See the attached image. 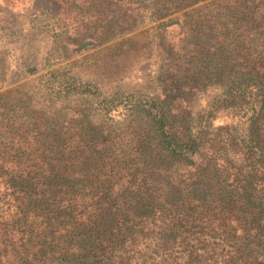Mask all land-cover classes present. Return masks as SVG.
<instances>
[{
	"label": "trees",
	"instance_id": "trees-1",
	"mask_svg": "<svg viewBox=\"0 0 264 264\" xmlns=\"http://www.w3.org/2000/svg\"><path fill=\"white\" fill-rule=\"evenodd\" d=\"M57 1L79 25L66 43L156 19L165 79H222L216 101L244 104V131L221 138L161 95L113 90L68 113L1 89L0 264H264V0ZM52 71L70 83L69 68Z\"/></svg>",
	"mask_w": 264,
	"mask_h": 264
},
{
	"label": "rangeland",
	"instance_id": "rangeland-1",
	"mask_svg": "<svg viewBox=\"0 0 264 264\" xmlns=\"http://www.w3.org/2000/svg\"><path fill=\"white\" fill-rule=\"evenodd\" d=\"M136 17L134 29L108 40L82 37L66 43L79 25L75 28L74 14L64 12L57 0H0V90L19 86L36 108L68 107L64 110L68 113L80 109L94 112L102 94H112L113 90L161 95L166 96L171 109L186 108L194 113L195 125L207 118L221 138L228 131L242 133L244 104L226 106L216 101L222 93V79L202 89L173 87L163 72L174 64L168 47L162 50L160 36L150 26L157 20ZM176 32L167 30L165 40L177 42L181 36ZM126 35L133 38L124 40ZM87 40V44L80 46ZM62 66L65 70L69 68V84L67 79L58 81L60 74L52 71ZM77 84H88L96 99L90 101L86 95L71 89ZM170 87L174 90L169 91ZM106 102L109 106V101ZM120 108L109 107L106 114L119 117ZM212 108L215 112L210 117ZM204 109L209 112L205 113Z\"/></svg>",
	"mask_w": 264,
	"mask_h": 264
},
{
	"label": "water",
	"instance_id": "water-1",
	"mask_svg": "<svg viewBox=\"0 0 264 264\" xmlns=\"http://www.w3.org/2000/svg\"><path fill=\"white\" fill-rule=\"evenodd\" d=\"M89 41L87 40V41H84V42H82L81 44H80V46H82V45H85V44H87Z\"/></svg>",
	"mask_w": 264,
	"mask_h": 264
}]
</instances>
